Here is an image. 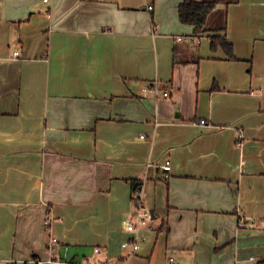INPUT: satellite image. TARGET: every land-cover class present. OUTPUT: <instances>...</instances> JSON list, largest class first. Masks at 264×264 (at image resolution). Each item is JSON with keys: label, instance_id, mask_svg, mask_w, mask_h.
Instances as JSON below:
<instances>
[{"label": "crops", "instance_id": "obj_1", "mask_svg": "<svg viewBox=\"0 0 264 264\" xmlns=\"http://www.w3.org/2000/svg\"><path fill=\"white\" fill-rule=\"evenodd\" d=\"M182 1L0 0V264L264 261V0Z\"/></svg>", "mask_w": 264, "mask_h": 264}, {"label": "built area", "instance_id": "obj_2", "mask_svg": "<svg viewBox=\"0 0 264 264\" xmlns=\"http://www.w3.org/2000/svg\"><path fill=\"white\" fill-rule=\"evenodd\" d=\"M47 2V0H44ZM149 10L152 7H148ZM189 41H193L194 38L192 36L187 38ZM182 40V38H177V41ZM14 55H18L17 52H14ZM148 91L154 95H158L161 93L163 97H168L167 91H163L158 88L156 85L148 88ZM198 125H205L204 120H199L197 122ZM144 139V136H141ZM164 172H169L171 169L170 162H166L165 165L162 166ZM168 175L165 174L164 178H167ZM132 203L134 205V212L130 214L126 220L123 222L124 230L131 235L130 239L122 242L121 247L123 249L128 250L131 254L137 252L140 249V245L146 241L145 236L142 235L143 231H152V228L149 226V221L151 220V213L149 210L144 208L141 204V199L139 197V192L136 190L135 195L132 198ZM240 223L243 224V220H240ZM58 246V242L55 238H52L48 250L51 254L55 252V248ZM97 252V250H95ZM37 264H42L40 260L37 261Z\"/></svg>", "mask_w": 264, "mask_h": 264}, {"label": "trees", "instance_id": "obj_3", "mask_svg": "<svg viewBox=\"0 0 264 264\" xmlns=\"http://www.w3.org/2000/svg\"><path fill=\"white\" fill-rule=\"evenodd\" d=\"M216 4L214 2L203 1L198 2L196 0H183L178 6V17L182 24L191 25L193 27V33L199 35L205 33L207 30L206 24L209 16L215 10ZM213 32L222 31L221 28L211 30ZM218 47L227 54L229 59H235L233 54V46L228 43L225 36L213 35L210 39V48L215 51ZM139 185L133 182V190L136 191ZM163 228H158L160 231ZM257 264H264V261H260Z\"/></svg>", "mask_w": 264, "mask_h": 264}, {"label": "rangeland", "instance_id": "obj_4", "mask_svg": "<svg viewBox=\"0 0 264 264\" xmlns=\"http://www.w3.org/2000/svg\"><path fill=\"white\" fill-rule=\"evenodd\" d=\"M148 223H149V226L152 228V231H146L145 230V231H143L144 233L142 232V235L145 236V238H146V242L148 241L149 236H153V237L155 236V232H154V230L156 229L155 225L158 222H157V220H150ZM145 232H147V233H145ZM144 244H141L140 247L143 246Z\"/></svg>", "mask_w": 264, "mask_h": 264}, {"label": "water", "instance_id": "obj_5", "mask_svg": "<svg viewBox=\"0 0 264 264\" xmlns=\"http://www.w3.org/2000/svg\"><path fill=\"white\" fill-rule=\"evenodd\" d=\"M150 213H151V220H154L155 216H154L153 210H150Z\"/></svg>", "mask_w": 264, "mask_h": 264}]
</instances>
